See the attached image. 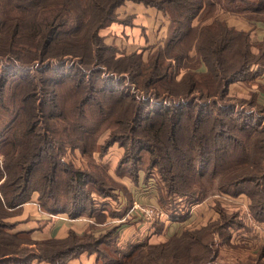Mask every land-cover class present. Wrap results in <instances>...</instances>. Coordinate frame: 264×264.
I'll use <instances>...</instances> for the list:
<instances>
[{"label": "trees", "instance_id": "obj_1", "mask_svg": "<svg viewBox=\"0 0 264 264\" xmlns=\"http://www.w3.org/2000/svg\"><path fill=\"white\" fill-rule=\"evenodd\" d=\"M125 2L155 8L168 19L166 40L145 59L136 52L118 53L100 35L117 22L116 10ZM219 10L252 27L264 24V0H0V65L38 68L32 80L19 81L17 71L0 76V264H27L33 245L41 256L32 258L49 263L87 252L103 264H218L212 239L229 244L225 231L231 223L240 225L233 215L221 214L196 234H183L176 241H185L181 261L170 241L135 244L113 261L100 249L111 244L109 233L70 231L64 239L35 241L28 231H13L16 222L7 220L34 193L44 214L105 220L89 195L110 196L111 185L75 162L85 155L90 160L101 130L109 133L106 145L125 147L115 175L135 181L139 171L156 169L164 196L190 207L214 194H246L254 218L264 225V108L253 94L237 100L240 109L226 103L235 100L228 96L230 84L249 85L264 72V40L253 53L250 33L219 20ZM200 66L206 72L191 71ZM182 68L186 72L174 80ZM104 73L107 81L117 77L119 86L127 83L133 94L109 90L106 81L99 85ZM68 79L76 82L69 107L60 94ZM217 101L227 106L220 108ZM229 160L236 166L226 167ZM208 169L220 173L211 192L204 191ZM159 199L166 205L165 197ZM155 230L161 229L155 225ZM192 247L203 251L193 255ZM262 258L263 251L255 261Z\"/></svg>", "mask_w": 264, "mask_h": 264}, {"label": "rangeland", "instance_id": "obj_2", "mask_svg": "<svg viewBox=\"0 0 264 264\" xmlns=\"http://www.w3.org/2000/svg\"><path fill=\"white\" fill-rule=\"evenodd\" d=\"M116 13L118 19L117 22L113 23L112 26H108L100 31V35L102 36L105 45L113 47L116 51H118V53L129 54L131 52H136L138 54H141L143 59H145L157 46L163 45L167 36L168 19L161 12H159L155 8L146 7L142 4L125 2L121 7H119L116 10ZM216 16L219 20H224V21L226 20V22L228 23H233V22L236 23L238 21L244 22L241 18L234 17L235 15L231 16V14L225 13L221 10H219L216 13ZM253 41H252V45L254 47H252L251 50L253 53L256 54L258 52L256 45L259 42H253ZM66 61H74V59H67ZM65 64H66L65 69L69 70L70 69L69 62H65ZM0 66H3L0 69V76H4L5 71H10L11 74H15L17 72L19 73L16 74L15 76V78H17L19 81L20 79L32 80L35 79V77H37L38 68L36 67H32L28 69L26 68L16 69V68H11L12 65L10 64H2ZM191 71L197 73H204L206 72V67L200 66L199 68L192 69ZM185 72L186 69L183 68L176 70L173 74V79L178 81ZM99 77H100L98 80L99 85H101L100 83H102V81L103 82L106 81L105 84L109 90L115 89L117 93L126 92L128 93V95H132L134 92L127 83L123 84L122 86H119L120 80L117 77L112 78L108 81L107 78L109 76H107L105 73L102 75L100 74ZM67 82L68 84L66 85V87H64L62 91H60V94L64 104L69 107L71 105L70 91L71 88L74 87V85H76V82H73L72 79H68ZM84 84L86 85L88 83L84 82ZM251 85L252 86L255 85L254 89H258V87H256L257 85L256 83L255 84L250 83L249 85H246V87L243 90L241 89L243 87L239 85L231 87V91L234 92L235 97L233 98L235 100L229 103L228 101H226L227 105H233L236 106L237 109H240L238 108L240 105H238L237 100L242 98H239L236 94H238L239 92L240 93L239 95H243L244 93L243 91L246 88H248L246 89L247 94L250 93L249 89H252ZM113 86H115V88ZM237 87H239L240 89H238ZM109 93H113V92L106 90V94ZM139 94L142 95L141 92H139ZM136 96L138 97V94ZM139 98L141 97H138V99ZM217 102H219L218 105H220V108H222L223 106L222 104H220V101ZM226 106H224L223 108H225ZM168 107H169L168 105H165L164 109H167ZM234 113L236 114V111ZM100 133L101 134L98 136L99 138L97 140V146L92 151L90 156L91 162L86 155L83 157L78 156L75 162L78 167H83L84 165L85 167H89L90 171L95 172L96 175L99 174L100 177L105 178L106 181H108L109 185H111L112 194L110 196L103 197L102 195H97L96 192L94 191H91L89 196L91 199L93 210L100 213H102V210H106L109 215H113V217L111 216L112 218H116L121 214L122 208L119 209V205L117 203L116 204L113 203L112 206H110L111 204L109 205V201H113L112 199H115L116 197L115 192L121 186L118 181L119 179H123V176L121 178L120 176L115 175V169H113V167L117 165L119 159L122 157L125 151V147L121 146L117 142L106 145V141H107L106 139L109 137L108 135L109 133L107 130H101ZM88 164H93V165L88 166ZM95 166L97 168H95ZM225 166L235 167L236 165L234 164L233 161L229 160L227 163H225ZM142 173L144 174L146 179H150L151 185H153L156 191L158 192L157 202L154 205H158L161 209H163L164 212L166 211L168 215L167 220L166 218H164L163 219V221L165 220L164 222L159 223L153 221L151 224H147L143 226L141 233V240L138 241L137 243L132 242L130 238H127L126 242H124L123 241L124 239L123 237H120V234L122 229L126 228L125 226L126 224L125 225L122 224L123 226H120L116 222L113 223L114 225H107L105 227L89 225L88 230L77 235L81 236L84 233H89L90 235L92 234L97 237L98 235L109 233L111 235L109 239L111 244L101 245L100 249H101V254L105 253L106 256H108V258H111V260L113 261L122 259L121 254L129 252L128 248L131 246H135V244L137 245V244L145 243V245H152V244L166 243L168 241H170V244L173 243L177 245L178 248L177 251L175 252H177V256H179L181 254V250L185 246V241L181 243H178L176 241H178L183 236V234L189 232H192L190 234H196V232H193L194 230H199L202 227H204L206 224L215 220L217 221L221 214L233 215L235 220L239 222L240 225L239 224L235 225V223H231V226L228 228V231L227 230L225 231V233L226 232L230 233L229 241H228L229 244L225 242H223L225 244L220 243V239L216 236H214V239H212L214 243V247L217 248L219 252V262L217 263L244 264L245 262H247L250 264H258V262H256L255 259L258 257V254H260V252L263 251L264 253V243L261 242L264 241V237H259V235L264 236V234H260L261 232H264V228L263 230L262 229L258 230L257 227L260 226L261 224L258 225V221H256V219L254 218V214H252L253 212L251 210L252 205L246 194L245 195L241 194L239 196L240 199L238 200V202L229 200L233 198L228 194L221 193L219 195L214 194L212 197L210 196L206 200L209 201L210 204L214 205L213 212L215 214L212 212L213 215L212 214L209 215V212H207L206 217H204L202 213L200 215V218L195 220L192 219L190 217V214L188 213L191 208L190 205L184 204V202L180 201L181 199L179 198H175L174 201L173 198L171 199L169 197L164 196L166 193L165 185L160 179V176L156 169H151L149 172H146V175L144 171H142ZM205 173L207 176L206 178L208 179L207 182L205 183L204 191L211 192L216 190L218 183L217 180L218 177H220V173L212 175L210 174L209 169ZM250 188H251L250 185L246 186V190L249 191ZM34 194H36L37 196V193ZM160 196L165 197V199L167 200L166 205H162V206L160 205L161 204L159 203ZM163 201L165 203L164 198ZM115 209H117V211ZM19 213H20V209L19 211L15 212V215L9 218L7 222L13 223L15 219H18V217L16 216ZM213 216L215 218L209 221ZM90 218L96 220V217L94 216H91ZM172 218L176 220H173ZM132 221L133 222H131V220H128L127 224L135 223L136 227L142 226L143 224V222L140 219H137L135 217L132 219ZM155 225H156V229L158 228L161 229L159 234L155 233L156 232ZM256 225L258 226L256 227ZM117 226H118V230H116V232L114 233L110 232L112 227H117ZM152 233H154L155 235H152ZM35 241H41V240H35ZM206 241L207 239H204L202 243L204 244ZM29 249L30 251L26 254V257L29 258V262L27 264H103V260L102 258L99 257V255L89 254L87 252H82L81 254L77 255V257L75 258L68 257L65 260L57 259L53 263H49L46 260H39L32 258L36 256H41L37 246L35 245L30 246ZM202 251L203 249H200L198 247H192L193 255H198ZM181 256L177 257L180 259V261H181L180 258ZM19 257H23V256H19ZM77 259L78 262L70 263L71 261ZM5 264H19V263L10 261L9 263H5ZM259 264H264V258L260 260Z\"/></svg>", "mask_w": 264, "mask_h": 264}, {"label": "crops", "instance_id": "obj_3", "mask_svg": "<svg viewBox=\"0 0 264 264\" xmlns=\"http://www.w3.org/2000/svg\"><path fill=\"white\" fill-rule=\"evenodd\" d=\"M226 23L228 26L233 27L236 30H242L245 32H249L251 41L254 40L253 42H261L262 40H264V24H257L255 27H252L245 21L244 22L238 21L236 23L234 22L233 23L226 22ZM110 26H112V24ZM255 83L257 84L256 87H258V89H254L255 85L253 86L251 85L252 89H249L250 93L247 94L246 89L248 88H246L243 91L244 92L243 95H239L240 94L239 92L236 95L239 98L248 99L253 94L255 95V100L257 104H259L260 106L264 108V72L252 82V84H255ZM236 85L242 86L243 87L241 88L242 90L246 87L245 84L240 83V82L232 83L228 87V96L235 97L234 92L231 91V87L236 86ZM237 88L240 89L239 87ZM115 166L113 167V169H115ZM118 182L122 186V189L116 190L115 199H112L113 201H109V205L111 204L110 206H112L113 203L115 204L117 203L119 205V209L122 208L121 214L116 218H112L107 213L106 210H103V215L105 216V220L100 223L96 222V220L93 218L83 217V216L73 219V220H64V218L67 217L64 214H58V217L62 219L58 217H50L49 215L44 214L42 211H40L38 207L37 196L36 194H34L31 196V199L29 200V202L24 203L23 205L20 206V213L16 216L18 217V219H15V221H13V222H16L17 224L16 227L13 229V231L14 232L28 231L30 233L31 239L33 240H45V239H50V238L64 239L68 236L70 231L76 234H80L88 230L89 225L100 226V227H105L107 225H114L113 223L120 220L124 216V214L130 208L133 202H138L140 204H156L158 192L156 191L154 186L151 185L150 179H146L142 171H139L137 173V179L135 181H132L128 177H123V179H119ZM239 199L240 197L229 199V200L238 202ZM213 206L214 205L210 204L209 201L204 200L200 203L192 205L188 213L190 214V217L192 219L196 220L200 218V215L202 213L204 217H206L207 212H209V215H211L213 212ZM115 210L117 211V209ZM214 218H215L214 216L211 217L209 221L213 220ZM172 219L176 220L174 218ZM89 220H92V222H90ZM164 221L162 220V222ZM131 222H133L132 219H131ZM127 223L128 221H125L123 223L122 222L117 223L120 226H123L126 224L125 225L126 228L122 229L121 234H120V237H123L124 239L123 241L126 242L127 238L131 239L132 235L139 237V240H141L142 228L143 226L147 224H142V226L136 227L135 223H132V224H127ZM258 225H256V227ZM257 228L258 230L259 229L263 230L264 225L261 224ZM260 234H264V232H261ZM259 237H264V236L259 235ZM137 242L138 241L134 243H137ZM261 242L264 243V241H261ZM72 262H78V259L71 261L70 263Z\"/></svg>", "mask_w": 264, "mask_h": 264}, {"label": "built area", "instance_id": "obj_4", "mask_svg": "<svg viewBox=\"0 0 264 264\" xmlns=\"http://www.w3.org/2000/svg\"><path fill=\"white\" fill-rule=\"evenodd\" d=\"M50 217H58V215H49ZM140 219L143 224H151L153 221H162L164 218H168L166 212L163 211L158 205L154 204H140L138 202H133L124 216L116 221L117 223H123L125 221L131 220L133 218ZM60 218V217H58ZM79 218V217H78ZM62 219V218H60ZM76 219V218H75ZM64 220H73L65 217ZM92 222V220H89ZM132 242L140 241L139 237L132 235Z\"/></svg>", "mask_w": 264, "mask_h": 264}]
</instances>
